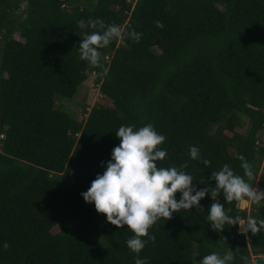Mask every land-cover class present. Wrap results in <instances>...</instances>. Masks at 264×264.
<instances>
[{
    "label": "trees",
    "instance_id": "16d2710c",
    "mask_svg": "<svg viewBox=\"0 0 264 264\" xmlns=\"http://www.w3.org/2000/svg\"><path fill=\"white\" fill-rule=\"evenodd\" d=\"M89 19L143 35L114 40L94 67L79 53ZM92 72L110 104L84 106L80 119L57 99H73ZM147 124L166 136L158 166L187 163L197 189L215 187L224 164L244 176L240 155L264 188V0H0V264H135L134 233L81 193L106 170L119 127ZM218 199L232 217L264 219V201ZM213 202L209 193L202 208L158 220L140 258L201 264L231 252L229 264H264V229L214 230Z\"/></svg>",
    "mask_w": 264,
    "mask_h": 264
},
{
    "label": "clouds",
    "instance_id": "9594fccd",
    "mask_svg": "<svg viewBox=\"0 0 264 264\" xmlns=\"http://www.w3.org/2000/svg\"><path fill=\"white\" fill-rule=\"evenodd\" d=\"M155 24L164 27L161 21ZM78 27L85 30L79 34L83 38L79 44L80 58L94 67L103 66L101 62L105 57L100 50L114 40L127 35L139 42L143 35L134 30L125 33L120 26L105 24L103 19L80 20ZM134 129V125L119 127L116 136L120 143L112 150L106 170L97 174L90 188L81 195L87 203L95 205L98 213L106 215L112 225L119 229L127 226L134 233L126 243L137 254L135 264H147V258H140L139 253L149 241L155 242L156 237L149 229L158 220L167 221L173 213L181 210L202 208L200 202L209 193L214 202L209 207L207 219L214 230L219 232L225 225L237 224L242 233L251 231L257 234L264 229V219L232 217L228 215L231 208L225 209L218 199L222 192L227 203L235 201L237 207L248 203L259 205L264 201V190L251 183L255 179L253 166L243 155L238 159L244 176L235 174L228 164H224L221 170L211 173L210 179L215 181V187L197 189L193 176L183 171L188 167L187 163L179 168L158 166L157 161H163L167 156V152L160 148L166 140L165 135L158 134L152 124ZM190 156L193 160H202L205 166L210 165V161L200 156L196 146L190 148ZM177 193L181 194L179 199ZM231 260V252L223 256L213 252L204 256L201 264H229Z\"/></svg>",
    "mask_w": 264,
    "mask_h": 264
},
{
    "label": "rangeland",
    "instance_id": "374dc122",
    "mask_svg": "<svg viewBox=\"0 0 264 264\" xmlns=\"http://www.w3.org/2000/svg\"><path fill=\"white\" fill-rule=\"evenodd\" d=\"M26 6V3H23V7ZM24 17V15H23ZM16 38L21 39L18 33L14 35ZM97 75L92 72L89 74L88 79L83 83L80 87L77 95L71 100L65 99H57V105L63 106L65 109L70 111L73 114H77L80 119L85 117V113H83L84 106H87V109H90L94 105H101V104H110L109 100L102 95L99 90V86H97ZM238 131L244 132L245 129L237 128ZM228 135H232L231 132H226ZM3 136H0V138ZM261 142L264 143V130L260 133ZM1 143V139H0ZM1 147V144H0ZM262 168L264 169V163ZM262 181H258L255 187H258L260 190H264L262 187ZM251 203H248L246 206L241 205V208H251ZM56 228L55 230H57Z\"/></svg>",
    "mask_w": 264,
    "mask_h": 264
}]
</instances>
